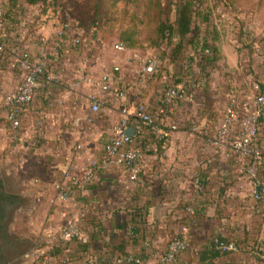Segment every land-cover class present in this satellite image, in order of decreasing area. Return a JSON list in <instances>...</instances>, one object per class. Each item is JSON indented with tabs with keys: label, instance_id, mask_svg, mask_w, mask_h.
I'll return each mask as SVG.
<instances>
[{
	"label": "crops",
	"instance_id": "0c3cea01",
	"mask_svg": "<svg viewBox=\"0 0 264 264\" xmlns=\"http://www.w3.org/2000/svg\"><path fill=\"white\" fill-rule=\"evenodd\" d=\"M32 20L36 23L31 28ZM72 20L58 23L54 15L42 14L33 19L29 16L20 22L19 31L13 28L5 31L14 43L22 45L21 50L28 58H38L43 44L48 53L55 46L63 58L59 67L52 65L60 79L53 84H42L37 89L32 109L24 118L23 138L9 140L4 133L6 109L3 97L16 87L20 73L14 66L12 55L0 56V264H22L28 250L31 260H36L35 249H45L43 243H33L27 250L30 233L22 235V231H18L21 228L18 216L24 196L33 197L30 207H48L45 228L61 224L66 215L77 217L81 213L80 207L85 208L82 223L89 234L88 239L95 238L96 264H115L116 256L111 249L117 245L125 246L127 252L134 256L144 255L142 248L145 247L143 264H158L169 238L181 231L184 215L185 220L192 223L187 234L190 244L180 254L177 264H197L196 252L212 234L227 235L246 226L253 233L254 240L264 242V205L255 206L250 189L244 188L247 176L242 169L245 164L234 156L231 141L220 147L211 141L233 102L242 113L254 111L251 97L257 93L260 83L264 84V61L259 60L252 67L255 74L249 73L250 68L248 71L239 65L238 53L230 48L227 50L224 42L222 58L217 61L220 67L211 70L210 91L196 90L172 107L168 119L179 121V128L171 131L165 141L158 140L161 143L159 148L151 145L153 154L145 155L140 176L142 182L139 181L138 186L129 180L124 167L114 164L100 171L94 183L76 191L74 204L59 199L56 186L62 179L61 170L67 163L66 159L72 157L77 173L100 159L105 141L121 119V108L131 100H138L146 103L150 111H155L166 78L175 74L170 66L166 71L161 69L148 77L139 92L131 89L128 101L101 93V113L93 123H87L85 117L90 113V96L100 94L96 81L118 64L132 75V71L138 68L132 55L140 53L129 49L118 51L113 47V52L121 54L120 61L98 59L95 54L87 58L86 55L80 56L81 50H73L67 56L62 30L68 21L75 23ZM259 47L257 52L261 58L264 44ZM66 48H69L67 43ZM196 68L194 63L193 69ZM81 69L95 81L94 84L83 82L81 86H74ZM118 75L115 74L116 79ZM77 121H80V128L75 125ZM260 123L262 137L264 118ZM77 143H82L84 149L74 156L72 149ZM261 143L264 145V137ZM20 173L30 179L22 194L17 190L23 187L22 180L18 178ZM201 174L210 181L204 190L198 185ZM224 179L229 185L219 199L218 191ZM201 189L204 194L210 190V197L200 195ZM207 199L213 204L204 208L202 204H206ZM187 204L190 208L183 214L180 207ZM134 208L144 215L145 222L138 225L146 231V236L139 233L130 238L133 235L131 225L123 226L131 219ZM194 218L195 223L192 222ZM220 260L260 264L249 253L224 255ZM71 264L84 262L77 259Z\"/></svg>",
	"mask_w": 264,
	"mask_h": 264
},
{
	"label": "built area",
	"instance_id": "2783aa9c",
	"mask_svg": "<svg viewBox=\"0 0 264 264\" xmlns=\"http://www.w3.org/2000/svg\"><path fill=\"white\" fill-rule=\"evenodd\" d=\"M66 39H63V48L66 50L67 56L74 50L79 52L82 47V37L84 30L77 26L76 22H68L63 30ZM5 32V10L0 4V52H5L14 57V66L20 73V80L16 87L7 93L4 97V105L6 109V123L4 133L7 139L23 138L22 125L24 124L25 115L31 111L35 101L37 89L42 84L56 82L60 78L52 65L61 64L63 57L60 55L55 46H52L51 52L48 53L46 45L43 44L40 56L36 59L28 58L24 54H20L17 48L7 44L4 38ZM68 44V49L66 48ZM65 44V45H64ZM65 46V47H64ZM114 48L118 51L127 50L122 42H117ZM71 49V50H70ZM132 59L138 65L133 70L132 75L126 73L121 64L115 65L112 71L104 73L96 85L100 90V94H92L90 96V113L85 117L87 123H93L96 116L101 113L102 99L101 93L111 95L114 99H124L128 101L131 89L140 91V88L148 81V77L155 75L162 69L163 61L158 54H137L132 55ZM125 71V72H124ZM80 70V75L73 82L78 87L87 82L94 84L95 81L91 77H87ZM118 73L117 79L115 74ZM259 89V86L257 87ZM188 96L187 89L183 82L175 83L173 80L163 88L162 95L159 98V105L155 111H150L146 103L134 100L125 104L121 108V119L114 125L113 134L107 138L100 159L92 161L82 172H75L72 163V157L66 159L67 163L61 170L62 179L56 186L58 197L65 203H75L76 191L92 184L98 178L100 171L109 169L114 164L124 167L128 173L129 180L139 185L138 178L142 166L145 161V151L133 145V139L139 131L141 125L150 126L153 133L160 141H165L171 131L179 128V121H170L169 112L172 107ZM254 111L247 112L246 115L239 120V111L237 106L233 105L226 112L218 127L215 129L211 137L212 144L215 146H223L232 139L234 127L240 121L241 136L232 143V148L239 154L240 161L247 165V172L250 176L257 178L258 162L260 159V149L254 144V137L257 132V120L264 111V89H259L257 93L251 97ZM135 123H140L137 127ZM76 127H81L80 121L75 123ZM128 127H135L136 133L134 137L125 135ZM84 147L82 143H77L73 150V155L81 154ZM249 157L252 158L249 159ZM251 160V161H250ZM252 194L254 198L264 204V181L256 180ZM81 208V209H80ZM81 213L77 217L66 215L63 222L59 225L47 227L42 235V242L45 249L37 247L35 249L36 260L43 264H71L72 261L67 258V249L63 250V254L54 255L52 251L63 243L71 241H87L88 232L84 229L83 218L85 216V208L80 207ZM188 227H182V235H174L167 244L166 250L159 257L158 264H172L177 261L180 254L189 246ZM217 247L223 251H235L237 249L233 241H220L215 238ZM133 256L120 257L117 262L123 263L131 261ZM55 262V263H54ZM88 262L94 263L95 259H88Z\"/></svg>",
	"mask_w": 264,
	"mask_h": 264
},
{
	"label": "trees",
	"instance_id": "16d2710c",
	"mask_svg": "<svg viewBox=\"0 0 264 264\" xmlns=\"http://www.w3.org/2000/svg\"><path fill=\"white\" fill-rule=\"evenodd\" d=\"M44 1L47 2V0H9V3L8 4L6 3L4 5V7L5 6L7 7L4 8L5 31L8 32L7 30L9 28H13L12 30L19 31V28L17 27L24 18L30 16L33 19L34 17L36 18V16H39V14H34V13L30 15L29 14L25 15V12L28 8H31L32 6L35 5H39ZM117 2L118 0H113L112 6L117 4ZM128 2L132 3V0H128ZM198 2H199L198 0H167V5L164 7L163 3L160 2L159 0H152V1L148 0L146 7L147 10L144 11L145 13H148L149 11H152V9H154L151 7L152 5L156 7L157 11L153 15V17L152 18L149 17V20H146L144 22L146 24L156 22V25L154 26L155 28L152 30L151 34L152 36L155 34V41H156L155 43H158L159 44L158 46H161L164 43H168L170 46H172L170 52L169 49L168 50L166 49L168 48L169 45L164 46L163 53H160L158 55L162 59V56L164 57V55L166 54L167 55L166 58L170 59L171 62L175 63V66H178V68H175V74L174 76H172L171 79L175 83L183 82L187 89L188 94H194L196 90H200L199 84L202 83V81H204L203 82L205 86L204 91L206 92L210 91L209 89L211 84L210 83L211 70L215 67V63L218 59L216 55L217 53L216 46L210 41L209 36L207 34L209 32V25L207 24L204 27H200L198 24H196L197 18L201 13L198 11L200 8V3ZM104 4L105 3L103 0H98V2L96 3L95 9L96 12L98 13V16H96V18H94V20L92 21L93 25L99 26L102 23L103 18H108V12L100 13V10L104 8ZM163 8L166 10V12H169V14L166 15L167 16L166 19H161V16H163L165 13V11H163ZM203 20L208 21L209 19L205 18ZM35 21L32 20L31 28L35 25L36 23ZM72 21H75L77 26L83 28L84 30L82 37L83 45L80 49L81 50L80 56L86 55L87 58H91L95 54L94 50L97 48L95 41L91 38V36H94L96 34L95 29L94 28L90 29L89 27H87L84 24L83 19L81 17L80 18L76 17V19H73ZM29 28L30 27H28V30ZM90 33H92V35H90ZM135 33H136L135 29L134 30L129 29L127 30V32H122L121 35L119 36L120 40H117V42L124 43L127 49L130 50L129 48L130 45L134 44ZM62 37L66 39V34L64 33V31L62 32ZM2 39L7 44L11 46L13 45V47L17 48L19 53L23 55L24 51L21 50L22 45L20 43H14L12 41V38L8 37L6 34ZM159 40H161V43L159 42ZM172 40L174 41L172 42ZM184 51L188 53L190 61L186 59L182 60L181 55ZM0 56L1 57L7 56V53L0 52ZM194 63H196L197 66L196 69H193ZM162 69H163V64H162ZM192 70H196V71H192ZM172 80L166 78L164 87H166L167 84L170 83ZM53 83L54 82H51L49 84H53ZM259 89L261 90L264 89V84L260 83ZM245 115L246 113H242L239 111V117H240L239 120L241 121V119ZM263 118H264V111L258 117L257 132L254 137V142H255L254 144L260 149V159L258 162L257 176L261 181H264V145L261 143L262 138L264 136L262 137L260 136V126L262 125L260 122L262 121ZM240 121L235 124L234 129L236 127L237 129H235L232 134L231 144L237 139H239V137L241 136ZM134 124L137 125V127L140 125V123L138 125V123L135 122ZM133 141H134L133 145L142 148L145 151V155L153 154L154 147L151 146L152 144L157 145L158 148L159 146H161L160 145L161 143L158 142L156 135L153 133V129L150 126H146V125L140 126L139 131L134 137ZM232 151L234 152V156L236 157V151L234 149ZM249 159L252 160L251 157H249ZM247 165L245 164V167H247ZM141 172L139 173V178H138L139 179L138 182L140 181V183L142 182L140 180ZM205 177L206 176L204 174H201L198 179V185L201 186L203 190L204 188L207 187L208 183L210 182ZM221 184L222 186L219 187V191H218L219 199L225 193L229 185V183L226 182V179L222 180ZM139 187H137V189H139ZM202 189L201 191H199V193H201L200 195L204 194L202 193ZM205 194H204L205 196L210 197L211 191L206 190ZM252 196L256 202L254 204L255 206L259 205L262 207V205H264L261 201L255 199L253 194ZM205 203L206 204L201 203L202 207L204 208L213 204V202H211V200L209 199H207ZM196 207L199 209V205H197ZM180 208L181 211L184 210L183 214H185V210L190 207L187 204L184 207H180ZM131 215H132L131 219L125 221L123 224L124 227L131 225L132 228L131 234L133 233L134 236L131 235L130 238H135V235L139 233H141L143 236H146V231L143 230L142 227L138 225L141 222H145L143 213L140 212L138 208H134ZM194 221L195 218L192 220V222ZM191 224H192L191 221L188 222L187 220H185V215H184L182 218V227L183 226L188 227L187 234H189L190 231L189 228H191ZM174 235H182V228L180 232L174 233L169 238V241ZM253 237H254L253 233L250 230H248L246 226H244V228H237L233 230L231 234H227V235L212 234L209 237V239L202 245V247L196 252L197 264H238L237 262L220 260L221 257L224 255L228 256L236 253H249L253 255L260 264H264V245L261 244L264 242L263 241L260 242L259 240H254ZM215 238H218L220 241H233L237 249L235 251L223 252L217 247ZM94 240L95 238L93 237L91 239H88L87 241H71L68 243H63L57 246L52 251V254L61 255L63 250L67 249L69 251L67 253V258L70 259L71 261L82 259L84 264H90L88 262V259H93L97 255V248L94 246ZM144 241L148 242V240L146 239ZM142 251H144V255L141 254L139 256H134L128 253L125 246L123 245H117L111 249V252H113V254L116 256L114 259L115 264H143L146 257L145 247L142 248ZM123 256L125 257L133 256V259L131 261L118 263L117 260ZM97 262L91 264H96ZM176 262L172 264H177Z\"/></svg>",
	"mask_w": 264,
	"mask_h": 264
},
{
	"label": "rangeland",
	"instance_id": "374dc122",
	"mask_svg": "<svg viewBox=\"0 0 264 264\" xmlns=\"http://www.w3.org/2000/svg\"><path fill=\"white\" fill-rule=\"evenodd\" d=\"M103 1L105 4L104 8L100 10V13L108 12V18H103L102 23L99 26L92 24L94 18L98 16V13L95 9L98 0H47V2L44 1L39 5L28 8L25 12V15H30L33 13L39 14V16L42 14L54 15L55 20L59 21L58 23H61L65 20L67 21V19L71 20L76 19V17H81L87 27H89L90 29L94 28L96 31V34L94 36H91V38L97 45V48L94 51L95 58L98 59L105 58L106 60L110 61L122 60L121 54H116L115 52H113V47L117 40H120L119 36L121 35V33L127 32V30L129 29H135L136 32L134 34V44L130 45V50L137 51L143 54L163 53V47L168 46L169 44L164 43L163 45L158 46L159 44L155 43V34L152 36L151 32L155 28L154 26L156 25V22L147 24L144 22L146 20H149V17L152 18L156 13L157 9L156 7H154V5L151 6L152 8H154L152 9V11L145 13L144 11L147 10L146 7L148 0H132V3L128 2V0H118L117 4L113 6V0ZM159 1L163 3L164 7L167 5V0ZM198 1V3H200V8L198 11L201 13L197 18L196 24H198L200 27H204L207 24L209 25V32L207 34L210 41L216 46V55L218 58L217 61L219 60V58L220 60L222 58V43L224 42L223 44H226L227 50L230 48L232 50H235V53H238L239 65L245 68V70L247 69L248 71V68L250 67L249 73L255 74V70L252 67L259 60L264 61L263 47L261 58L259 57V54L257 52V47L264 44V0ZM6 3L8 4L9 0H0L1 5L4 6ZM4 8L7 7L5 6ZM163 11H165V13L163 16H161V19H166V15H168L169 12H166L164 8ZM205 18H208L209 20L204 21L203 19ZM90 35H92V33H90ZM173 41L174 40H172V42ZM159 42L161 43V40H159ZM166 49H169L170 52L172 46L169 45ZM166 57V54L164 55V57L162 56L164 65L163 70H168V67L170 66L172 67V70L175 71V68H178V66H175V63L171 62L170 59H167ZM181 57L182 60L186 59L190 61L188 53L185 51L182 53ZM215 67H220L218 62L216 63ZM161 75L162 74L160 73V78L162 77ZM168 79L172 80L171 77H169ZM203 82L204 81L199 84V88L202 92L205 90ZM217 83L218 82L216 81L215 84ZM256 89L255 91L258 92L259 89ZM244 90L245 89L242 87V91ZM210 97L211 99L213 98L212 96ZM236 157H238V161L240 162L238 153H236ZM246 169L247 167H245L244 165V168L242 170L243 173L247 176L245 177L246 181L244 182V188L247 190L250 189L249 192L252 193L256 180L260 179L259 177L255 178L253 176H250ZM19 175L20 176H18V178L22 180L23 187L17 190H19L20 194H22L23 191H25L24 189L29 186L30 179H27L26 176L23 177L21 173ZM22 198L23 207L18 216V221L21 225V228L18 229V231H22V235H26L24 232L30 233V235L27 236L30 239L29 245H27L26 248L28 250L30 249V244H40L42 242L41 238L44 230L46 229L45 223L48 214V207H30L33 197L31 198V196H24ZM26 226L28 228H26ZM26 255L27 256L23 255L24 259L22 264H43L41 262H38L37 260H31V256H29L31 255V253L29 250L26 252ZM74 261L75 260H72L73 263Z\"/></svg>",
	"mask_w": 264,
	"mask_h": 264
},
{
	"label": "water",
	"instance_id": "95a60500",
	"mask_svg": "<svg viewBox=\"0 0 264 264\" xmlns=\"http://www.w3.org/2000/svg\"><path fill=\"white\" fill-rule=\"evenodd\" d=\"M135 133H136V128L135 127H128L125 130V135L126 136H129V137H134L135 136Z\"/></svg>",
	"mask_w": 264,
	"mask_h": 264
}]
</instances>
